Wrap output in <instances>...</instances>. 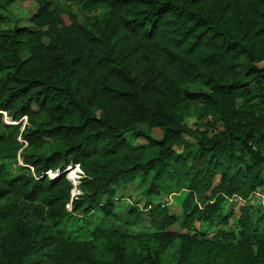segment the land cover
I'll use <instances>...</instances> for the list:
<instances>
[{
    "label": "trees",
    "instance_id": "trees-1",
    "mask_svg": "<svg viewBox=\"0 0 264 264\" xmlns=\"http://www.w3.org/2000/svg\"><path fill=\"white\" fill-rule=\"evenodd\" d=\"M26 1L0 0V264H264V0H34L11 23Z\"/></svg>",
    "mask_w": 264,
    "mask_h": 264
},
{
    "label": "rangeland",
    "instance_id": "rangeland-1",
    "mask_svg": "<svg viewBox=\"0 0 264 264\" xmlns=\"http://www.w3.org/2000/svg\"><path fill=\"white\" fill-rule=\"evenodd\" d=\"M36 3L34 0H28L26 2H16L15 4H13L10 8L9 11L5 13V16H7V18H9V21L11 23H18L20 26H30V17L35 13L36 11ZM260 67H264V63L259 64ZM242 70H244V67L242 68ZM188 89L190 91H198L201 89V86L199 85H191L188 87ZM195 107L197 108L198 106L195 105ZM3 122L4 123H11L9 119H7L6 117L3 116ZM185 122L187 123V125L191 128H194V126L196 125L197 121L195 118H187L185 120ZM152 134L159 138L160 137V131L155 129L152 131ZM127 138H129L130 142L132 144H139V143H143L142 140H138L135 141L133 139H130V135H127ZM181 147H175V150H180ZM23 162L21 160L20 157V152L19 155L17 156V159L15 162H11V164H8V169H9V173L14 175L17 172V169L19 166H22ZM52 173V172H51ZM76 173V174H74ZM65 174L66 177H69L73 174L74 178H78L76 176H79L78 174V170L77 168H72V167H67L65 169ZM48 177H53L54 174H49L47 173ZM141 185L139 183H131L129 185L123 186L121 187V189L118 190L116 197H118V195H121L123 197H125L126 199L125 201V209H126V204L130 202V204L132 202H134V200H139V205L142 206L144 203V198L141 196ZM260 195L263 196V199L260 198L258 195H253L252 198L250 199V204H252L253 206H261V204H264V194L258 193ZM129 201V202H128ZM166 201H168L169 207L171 209V212L173 213H178L179 210L173 206L170 203V199H167ZM124 203V202H123ZM233 209L236 212L238 207L240 206L241 202L236 199L233 201ZM124 212V211H123ZM76 218L72 219L70 221L72 226H76L78 224H81V221L79 219L75 220ZM145 222H141L139 224V226L135 229V230H141V228H145Z\"/></svg>",
    "mask_w": 264,
    "mask_h": 264
},
{
    "label": "built area",
    "instance_id": "built-area-1",
    "mask_svg": "<svg viewBox=\"0 0 264 264\" xmlns=\"http://www.w3.org/2000/svg\"><path fill=\"white\" fill-rule=\"evenodd\" d=\"M50 174V172H48ZM51 175V174H50ZM78 177L77 179L74 178V179H69L70 183L73 185V189L71 190V193H70V199H69V203L65 206V209L67 211H71V206H72V201L74 199H76V197L80 194V191L77 189V186L79 184V179H80V176H76ZM255 195H258L260 198L263 199V196L258 194V193H255ZM129 202V201H128ZM130 203V202H129ZM264 205V204H263Z\"/></svg>",
    "mask_w": 264,
    "mask_h": 264
},
{
    "label": "clouds",
    "instance_id": "clouds-1",
    "mask_svg": "<svg viewBox=\"0 0 264 264\" xmlns=\"http://www.w3.org/2000/svg\"><path fill=\"white\" fill-rule=\"evenodd\" d=\"M5 116V115H4ZM11 122V121H10ZM76 168H77V170H78V166H75ZM78 173H79V171H78ZM50 174H51V172H50ZM79 175V174H78ZM50 178H52V176L50 177ZM67 179L69 180L70 178L69 177H67ZM73 186V185H72Z\"/></svg>",
    "mask_w": 264,
    "mask_h": 264
},
{
    "label": "water",
    "instance_id": "water-1",
    "mask_svg": "<svg viewBox=\"0 0 264 264\" xmlns=\"http://www.w3.org/2000/svg\"><path fill=\"white\" fill-rule=\"evenodd\" d=\"M6 124H12V122L11 123H6Z\"/></svg>",
    "mask_w": 264,
    "mask_h": 264
},
{
    "label": "bare ground",
    "instance_id": "bare-ground-1",
    "mask_svg": "<svg viewBox=\"0 0 264 264\" xmlns=\"http://www.w3.org/2000/svg\"><path fill=\"white\" fill-rule=\"evenodd\" d=\"M5 117V116H4Z\"/></svg>",
    "mask_w": 264,
    "mask_h": 264
}]
</instances>
